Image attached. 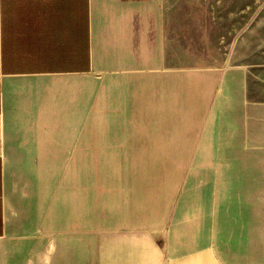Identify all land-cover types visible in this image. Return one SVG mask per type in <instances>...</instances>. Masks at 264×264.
<instances>
[{
	"label": "crops",
	"instance_id": "obj_1",
	"mask_svg": "<svg viewBox=\"0 0 264 264\" xmlns=\"http://www.w3.org/2000/svg\"><path fill=\"white\" fill-rule=\"evenodd\" d=\"M191 79L168 0H0V264L40 234L104 256L100 141L178 130L119 123L191 112ZM143 218L114 236L125 264H214L204 220Z\"/></svg>",
	"mask_w": 264,
	"mask_h": 264
},
{
	"label": "rangeland",
	"instance_id": "obj_2",
	"mask_svg": "<svg viewBox=\"0 0 264 264\" xmlns=\"http://www.w3.org/2000/svg\"><path fill=\"white\" fill-rule=\"evenodd\" d=\"M168 1L188 41L192 111L119 123L178 130L100 141L104 256L49 249L40 234L9 239L10 264H125L111 245L140 216L202 219L214 264H264V0Z\"/></svg>",
	"mask_w": 264,
	"mask_h": 264
}]
</instances>
